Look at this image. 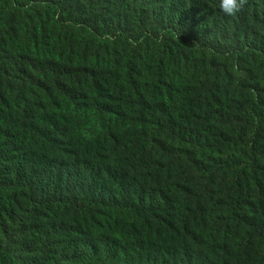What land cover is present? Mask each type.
Instances as JSON below:
<instances>
[{
	"label": "trees",
	"instance_id": "trees-1",
	"mask_svg": "<svg viewBox=\"0 0 264 264\" xmlns=\"http://www.w3.org/2000/svg\"><path fill=\"white\" fill-rule=\"evenodd\" d=\"M219 4L0 0V264H264V0Z\"/></svg>",
	"mask_w": 264,
	"mask_h": 264
},
{
	"label": "clouds",
	"instance_id": "clouds-1",
	"mask_svg": "<svg viewBox=\"0 0 264 264\" xmlns=\"http://www.w3.org/2000/svg\"><path fill=\"white\" fill-rule=\"evenodd\" d=\"M246 0H220L219 8L227 16H236L242 11Z\"/></svg>",
	"mask_w": 264,
	"mask_h": 264
},
{
	"label": "rangeland",
	"instance_id": "rangeland-1",
	"mask_svg": "<svg viewBox=\"0 0 264 264\" xmlns=\"http://www.w3.org/2000/svg\"><path fill=\"white\" fill-rule=\"evenodd\" d=\"M96 118H97V116H95L94 114H89V119H91L92 122H96V120H97ZM122 263L127 264L125 259L122 260Z\"/></svg>",
	"mask_w": 264,
	"mask_h": 264
}]
</instances>
